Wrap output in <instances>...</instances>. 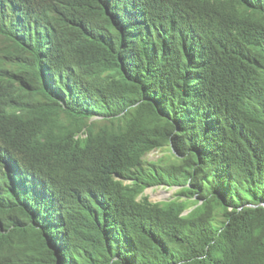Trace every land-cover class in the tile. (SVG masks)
I'll list each match as a JSON object with an SVG mask.
<instances>
[{
    "label": "trees",
    "instance_id": "trees-1",
    "mask_svg": "<svg viewBox=\"0 0 264 264\" xmlns=\"http://www.w3.org/2000/svg\"><path fill=\"white\" fill-rule=\"evenodd\" d=\"M0 264H264V0H0Z\"/></svg>",
    "mask_w": 264,
    "mask_h": 264
},
{
    "label": "rangeland",
    "instance_id": "rangeland-1",
    "mask_svg": "<svg viewBox=\"0 0 264 264\" xmlns=\"http://www.w3.org/2000/svg\"><path fill=\"white\" fill-rule=\"evenodd\" d=\"M169 154V146H163L156 150H153L147 154L149 159H155L160 156H165ZM174 188L168 186H155L148 188L144 191V195H147L150 200L158 199H168L174 195Z\"/></svg>",
    "mask_w": 264,
    "mask_h": 264
},
{
    "label": "clouds",
    "instance_id": "clouds-1",
    "mask_svg": "<svg viewBox=\"0 0 264 264\" xmlns=\"http://www.w3.org/2000/svg\"><path fill=\"white\" fill-rule=\"evenodd\" d=\"M10 170L11 171H13V170H15V171H19L18 170V168H17V166H11L10 167ZM160 186H163V185H160ZM149 187H151V186H149ZM152 187H155V186H152ZM151 187V188H152ZM148 188V187H147ZM31 190L33 191V192H35V194H36V198L39 200V202H41L44 206H45V208H47V207H51V206H53L54 204V199H53V196H54V192H52V194H51V198L49 199L48 198V196L50 195L49 194V192H47L46 190H44L43 192H41V191H39V185L37 186V185H33L32 186V188H31ZM45 193V194H44ZM153 201V200H152Z\"/></svg>",
    "mask_w": 264,
    "mask_h": 264
},
{
    "label": "water",
    "instance_id": "water-1",
    "mask_svg": "<svg viewBox=\"0 0 264 264\" xmlns=\"http://www.w3.org/2000/svg\"><path fill=\"white\" fill-rule=\"evenodd\" d=\"M151 187H152V186H151ZM151 187H148V188H151ZM148 188H146L145 191H146ZM171 188L176 189V188H177V185H173V186H171ZM162 200H165V199H158V200L154 199L153 201H162ZM187 211H189V209L185 210L184 213H186Z\"/></svg>",
    "mask_w": 264,
    "mask_h": 264
},
{
    "label": "bare ground",
    "instance_id": "bare-ground-1",
    "mask_svg": "<svg viewBox=\"0 0 264 264\" xmlns=\"http://www.w3.org/2000/svg\"><path fill=\"white\" fill-rule=\"evenodd\" d=\"M50 87H55L54 85L52 86L51 84H50ZM30 182H33V183H31L30 184V187H32L33 185H34V182H37V181H33V180H31V178H30ZM20 187V186H19ZM15 188H17V187H15ZM21 189H23V187H20ZM52 199V198H51Z\"/></svg>",
    "mask_w": 264,
    "mask_h": 264
}]
</instances>
